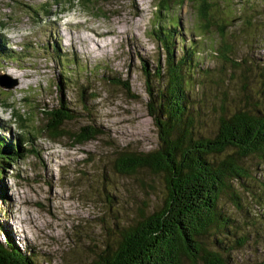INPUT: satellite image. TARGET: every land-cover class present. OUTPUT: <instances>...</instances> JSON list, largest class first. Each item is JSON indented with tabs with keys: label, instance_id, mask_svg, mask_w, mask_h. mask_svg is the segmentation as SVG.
I'll list each match as a JSON object with an SVG mask.
<instances>
[{
	"label": "rangeland",
	"instance_id": "rangeland-1",
	"mask_svg": "<svg viewBox=\"0 0 264 264\" xmlns=\"http://www.w3.org/2000/svg\"><path fill=\"white\" fill-rule=\"evenodd\" d=\"M159 1L96 0L99 10L93 12L61 0L46 19L41 12L50 0H0V74L19 80L14 90L0 88V139L19 138L25 149L0 181L6 196L0 231L10 232L36 264H95L106 247H116L124 229L163 206L162 175L142 170L123 176L113 168L116 153L159 145L141 72L142 59L151 73L156 64L162 67V77L151 84L156 90L167 78L154 30L179 26L175 60L181 48L195 47L194 70L186 77L194 105L189 130L211 137L220 116L263 107L257 67L264 64V0H208L209 23L223 26L222 37L213 24L206 33L201 29L196 0L163 4L161 11ZM112 79L127 80L130 93ZM61 98L77 118L52 140L42 112L55 109ZM89 125L104 134L74 145L69 136ZM241 164L245 175L229 183L218 201L233 228L222 236L215 230L206 243L231 264H256L264 260V156Z\"/></svg>",
	"mask_w": 264,
	"mask_h": 264
},
{
	"label": "trees",
	"instance_id": "trees-1",
	"mask_svg": "<svg viewBox=\"0 0 264 264\" xmlns=\"http://www.w3.org/2000/svg\"><path fill=\"white\" fill-rule=\"evenodd\" d=\"M60 1L50 0L42 9L41 13L46 19L53 17L50 8L59 5ZM74 1L65 0V5L72 8ZM76 1L93 12L99 10L96 0ZM175 1L161 0L158 7L160 11L163 4L170 8V3ZM179 1L182 6L189 0ZM195 3L197 18L202 23L201 29L206 33L210 24H213L222 31L219 34L222 37L225 32L223 26L209 23V1L196 0ZM179 29L173 23L171 29L165 27L163 31L160 28L154 30L152 35L166 55L167 78L161 89H153L151 84L154 78L162 77V67L156 64L151 73L148 63L141 60V72L148 96L146 108L157 129L159 145L150 152L120 151L116 153L113 163L114 171L123 176H131L142 170L162 175L167 197L159 210L124 229L116 247H106L97 255L95 264H231L227 255L207 246L206 240L215 230H220L217 236H222L233 228L231 219L219 213L218 201L223 192L229 189V183L245 175L241 162L253 156H264V101L263 107L253 106L252 111L238 110L220 116L216 132L211 137L199 136L189 130L194 105L188 90L190 82L186 77L194 70L192 58L195 47L189 45V51L181 48L183 55L174 59L173 38L179 34ZM226 58L223 56L224 60ZM232 66L238 65L232 63ZM257 69L263 79L261 86L264 89V64ZM112 80L115 85L130 93L127 80ZM68 105L61 98L55 109L42 112L47 118L48 137L52 140L60 137L66 123L77 118V113ZM3 106L9 108V105ZM12 116L18 122L24 120L16 112ZM103 134L101 128L89 125L81 127L69 137L74 145H83ZM23 146L19 138L10 142L1 137L0 181L4 168L22 157L25 150ZM0 188V201L5 203V189L2 186ZM0 264L36 263L35 257L22 251L10 232L2 229ZM256 264H264V260Z\"/></svg>",
	"mask_w": 264,
	"mask_h": 264
},
{
	"label": "water",
	"instance_id": "water-1",
	"mask_svg": "<svg viewBox=\"0 0 264 264\" xmlns=\"http://www.w3.org/2000/svg\"><path fill=\"white\" fill-rule=\"evenodd\" d=\"M19 80L7 74H0V88L3 90H14L18 88Z\"/></svg>",
	"mask_w": 264,
	"mask_h": 264
}]
</instances>
